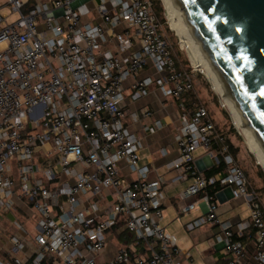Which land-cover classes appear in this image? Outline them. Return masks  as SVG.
<instances>
[{
	"label": "built area",
	"instance_id": "built-area-1",
	"mask_svg": "<svg viewBox=\"0 0 264 264\" xmlns=\"http://www.w3.org/2000/svg\"><path fill=\"white\" fill-rule=\"evenodd\" d=\"M6 6L17 14L11 22ZM162 26L153 0L0 1V208L10 212L20 195L37 215L32 232L14 220L23 237L9 236L0 264H192L191 253L162 224L164 179H149L142 139L126 122L125 81L149 61L160 77L137 81L131 97L147 96L156 84L178 101L179 156L169 166L192 180L182 198L198 197L206 208L187 229L216 226V241L228 256L224 264L246 263L251 255L242 237L254 230L252 258L264 264L262 197L207 106L187 107L184 95L194 90L197 69L177 62ZM112 41L116 50L104 49ZM162 128L161 120L143 126L150 133ZM200 148L223 170L212 176L199 170ZM217 185L246 201L248 221L235 226L220 219L211 190ZM197 207L190 202L181 213ZM120 234L115 256L101 263ZM28 244L33 252L23 257Z\"/></svg>",
	"mask_w": 264,
	"mask_h": 264
},
{
	"label": "crops",
	"instance_id": "crops-1",
	"mask_svg": "<svg viewBox=\"0 0 264 264\" xmlns=\"http://www.w3.org/2000/svg\"><path fill=\"white\" fill-rule=\"evenodd\" d=\"M98 22L101 21L98 20ZM116 47L117 44L114 41L104 45V48H109L113 51L116 50ZM159 77L160 75L156 71L152 61H149L145 68L135 78H129L125 81L126 98L123 107L127 115L126 122L129 129L137 136L141 137L143 142L142 151L147 150V157L142 156L141 151V164L150 166L151 171L149 179L157 180L160 177L164 179L163 188L166 193V200L164 202L163 222L166 221V224L178 223L183 232L182 240L186 243L206 244L207 248L200 253L206 264H224L227 261L228 256L224 253L222 245L218 244L216 241V235L218 233V228L216 226L205 225L192 231H189L186 227L188 223L201 217L205 213L206 208L204 202L198 197L188 199L182 198V192L192 183V180L190 177L179 178L178 171L171 169L169 166L170 163L176 160L179 156L176 143V134L180 127V108L178 101L173 97L165 96L156 84H153L150 87L147 96L138 100H133L131 97L133 86L137 81L147 78L157 79ZM184 97L187 107L190 110H193L197 103L200 102L202 96H200V93L198 94L194 88L192 92L186 93ZM144 109H151L153 115L145 117L142 114ZM134 113L140 115V119L137 122L132 120L131 115ZM211 115L216 121L221 119L217 114L214 115L212 112ZM157 120H161L163 123L162 129H159L155 133H150L143 129L144 125H152ZM216 124L218 128L223 129L227 133L229 132L226 127L220 126L218 122H216ZM228 134L235 147H240L236 140H234L233 135L230 133ZM163 150L166 154L162 153ZM241 153L242 148L237 153V160L239 163L242 157ZM196 155L197 166L199 170L205 174L206 171L215 164L214 160L208 156L205 149ZM121 167L123 175L127 178H131L127 164L122 162ZM217 197L219 199V215L221 220L229 221L235 226L241 221L249 220V211L246 201L243 198H235L229 187H220L217 192ZM262 200L264 201L263 196ZM194 201L198 202V207L189 214L183 215L181 213L182 208L188 203ZM14 203L15 205L10 212L0 208V259H4L8 255L10 247L8 241L9 236L16 234L23 237L22 233H20L13 224L14 220H18L30 232L34 230V225L37 221V215L33 214V211L20 195L14 197ZM4 213L6 214L4 215ZM7 223H9L8 226L6 225ZM166 224L163 225L165 229L177 237L176 234L168 230ZM249 231L251 230L246 231V233ZM245 241L249 244L248 246L251 255L245 264H254L252 258L255 248L254 238L248 235ZM116 250V247L113 244H110L100 256L101 259L99 258V261L102 263L105 262V259H112L116 254ZM183 250L189 251L187 247ZM32 252L33 246L28 244L27 247L21 251L20 255L25 257L26 255H31Z\"/></svg>",
	"mask_w": 264,
	"mask_h": 264
},
{
	"label": "water",
	"instance_id": "water-1",
	"mask_svg": "<svg viewBox=\"0 0 264 264\" xmlns=\"http://www.w3.org/2000/svg\"><path fill=\"white\" fill-rule=\"evenodd\" d=\"M264 146V0H178Z\"/></svg>",
	"mask_w": 264,
	"mask_h": 264
},
{
	"label": "rangeland",
	"instance_id": "rangeland-1",
	"mask_svg": "<svg viewBox=\"0 0 264 264\" xmlns=\"http://www.w3.org/2000/svg\"><path fill=\"white\" fill-rule=\"evenodd\" d=\"M160 1L163 7V13L160 16L161 22L163 24V33L172 45L173 53L177 57L179 64L185 68L193 69L192 63L196 65L193 54L187 47L188 45L182 41L178 30L172 25L164 0ZM32 5L33 3L30 4V6ZM3 12H6L10 15V22L17 18V14H13L9 6L4 7ZM91 17L93 18V14L91 15ZM192 74L194 78L195 90L198 94L200 93V96H202L200 103L206 105L210 112H212L214 115L217 114L221 118L217 121L215 120V122H218L220 126L226 127V129H228L229 131L228 133L233 135L234 140H236L237 144L240 145V147H238L239 150L242 148V157L239 164L244 168L249 181L252 182L256 189L264 190V159L262 155L253 146L252 139L240 128L235 114L226 103L224 97L221 95L220 90L218 89L208 72L203 67H198L197 71H194ZM203 149L204 148L198 149L196 154L202 152ZM142 156L147 157V150L142 151ZM5 214L6 213H4V215ZM8 224L9 223H7L6 225L8 226ZM162 224L165 225L166 221L162 222ZM166 225L170 232L177 235L179 247L182 249L187 247V249L191 252L192 264H206L205 260L200 254L207 248L206 244L186 243L182 240L183 232L178 223ZM121 239L123 238L120 235H117L116 238H114L113 241L108 244V246L110 244H113L117 249L120 245ZM110 259L108 258L104 261H109Z\"/></svg>",
	"mask_w": 264,
	"mask_h": 264
},
{
	"label": "bare ground",
	"instance_id": "bare-ground-1",
	"mask_svg": "<svg viewBox=\"0 0 264 264\" xmlns=\"http://www.w3.org/2000/svg\"><path fill=\"white\" fill-rule=\"evenodd\" d=\"M172 25L178 30L182 41L193 54L196 69L203 67L215 82L226 103L235 114L240 128L252 139L253 146L264 159V146L255 133L254 127L225 82L220 70L198 37L178 0H164Z\"/></svg>",
	"mask_w": 264,
	"mask_h": 264
},
{
	"label": "trees",
	"instance_id": "trees-1",
	"mask_svg": "<svg viewBox=\"0 0 264 264\" xmlns=\"http://www.w3.org/2000/svg\"><path fill=\"white\" fill-rule=\"evenodd\" d=\"M153 6H154V9H155V11H156V13L158 14V16H159V18H160V16L162 15V13H163V7H162V4H161V1L160 0H153ZM161 20V19H160ZM176 57V56H175ZM176 60H177V62L179 63V61H178V59H177V57H176ZM221 131L225 134V136L227 137V140H228V142H229V144H230V146H231V151H232V153L234 154V156H235V158L237 159V153H238V151H239V148L238 147H235V145H234V143L232 142V140H231V138H230V135L227 133V132H225L224 130H222L221 129ZM223 168H224V164L221 162L220 164H214L210 169H208L207 171H206V175L207 176H212V175H215V174H217V173H219L221 170H223ZM219 189H220V186H215V187H213L211 190L213 191V193H217L218 191H219ZM258 191H260V195H261V197L264 195V190L263 189H260V190H258ZM255 232H254V230H251V231H249V232H247V233H245L244 234V236L242 237V239L243 240H246V238L248 237V235H250V236H252V237H254V234ZM121 235H123V234H120V236Z\"/></svg>",
	"mask_w": 264,
	"mask_h": 264
}]
</instances>
